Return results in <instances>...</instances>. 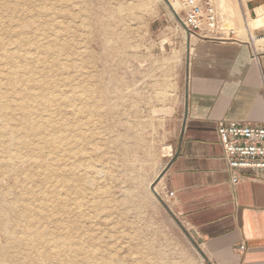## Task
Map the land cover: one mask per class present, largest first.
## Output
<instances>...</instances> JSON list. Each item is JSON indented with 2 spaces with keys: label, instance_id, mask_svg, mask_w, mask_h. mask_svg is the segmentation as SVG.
Returning <instances> with one entry per match:
<instances>
[{
  "label": "rangeland",
  "instance_id": "rangeland-1",
  "mask_svg": "<svg viewBox=\"0 0 264 264\" xmlns=\"http://www.w3.org/2000/svg\"><path fill=\"white\" fill-rule=\"evenodd\" d=\"M184 1L24 0L15 19L23 37L30 44L54 39L59 47L39 53L44 64L29 61L36 81L10 94L35 95L29 102L34 107L48 103V112L34 120L52 121L42 133L53 145L31 138L36 142L18 148L21 158H13L14 147L0 135V210L7 213L6 227H0L7 262L0 264H10L9 258L26 263L29 253H59L44 264H213L165 195L187 95L192 38L181 23ZM212 3L220 32L235 30L242 17L237 0ZM29 16L41 22L43 35L30 32L24 23ZM12 47L7 41L0 54L17 57ZM11 114L18 121L25 117ZM25 202L32 212L46 210L33 227L21 218ZM36 231L46 240L62 237L61 249L31 245L25 238Z\"/></svg>",
  "mask_w": 264,
  "mask_h": 264
},
{
  "label": "crops",
  "instance_id": "crops-1",
  "mask_svg": "<svg viewBox=\"0 0 264 264\" xmlns=\"http://www.w3.org/2000/svg\"><path fill=\"white\" fill-rule=\"evenodd\" d=\"M237 2L235 30L187 38V95L165 188L213 264H264V169L232 171L217 133L219 123L264 124V0Z\"/></svg>",
  "mask_w": 264,
  "mask_h": 264
},
{
  "label": "bare ground",
  "instance_id": "bare-ground-1",
  "mask_svg": "<svg viewBox=\"0 0 264 264\" xmlns=\"http://www.w3.org/2000/svg\"><path fill=\"white\" fill-rule=\"evenodd\" d=\"M26 6H27V3L24 2V0L23 1L22 0L21 1L20 0H0V50H1V48L3 46L6 45V42L7 41H10V44L13 47H15V49L17 51V57L14 55V53L9 52V51H7V52L5 51V54L3 52V55L0 54V61L3 62L2 65H4V63L6 65L5 66L6 67L5 70H1L0 69V135L2 133L5 134L6 137L8 138L7 139V142L11 146L14 147V149L11 151V154H12V157L13 158H21V155L19 156L18 151L20 150L21 147H23V148L24 147L25 148L28 147L30 145V143H29L30 140H31V142H34L36 140V139L35 140H32L31 138H33V139L34 138H38V141H37L38 144L48 145V146L53 145L52 138L51 137L45 138L43 136V133H42L44 129H47V128L50 129L52 127V124H51L52 121L50 122L49 120H47V119L45 120L43 118H41L42 119V122H40L41 120L39 122H36L34 120V117L36 116L37 113H38L39 116L42 117L43 116L42 115L43 113H47L48 112V107H49L47 105L48 103L47 104H44V101L41 100V102L39 103V105L36 104L38 107H34V106H31L30 105L31 103L29 104V102H30V99L31 98L32 99L35 98L34 97L35 95H33V97H34L33 98V97H30L29 92H24V95H20V96H14V95H11L10 94V93L14 94L15 91H16L17 86L20 85L21 83H23V84L24 83L25 84L30 83L31 84V83H33V82L36 81V79L34 78L35 77L34 76V74H35L34 71L35 70H33L32 68L31 69L27 68V64H28L29 61L30 62H32V61H35V62L38 61V62L44 64L47 59L41 57L42 55L40 56V54H41L40 52H43L46 49H51L53 51L52 54H54V50L57 52L58 47H59V45H57L58 42H56V40H54V39H50L48 41V43L44 44L43 41H40L39 40L40 39L39 38V39L36 40L35 43L30 44L28 42V40L23 37L25 34L22 35V32H20L19 26H17V24L15 23V22H17V21H15V19H17L16 18L17 11L19 9H21L22 7L25 8ZM24 13L26 14L27 11H25ZM34 17L33 16H29L27 20L26 19L24 20V23L27 24V25H30V27H32L33 30L30 28L31 29L30 30L31 33L33 31L34 33H38L40 35H43V30L41 29L42 28L41 27V22H39L38 20H36V18H34ZM37 18H38V16H37ZM3 19H5L7 22L6 21H3ZM52 25H54V24H52ZM55 26H56V24L54 25V27L52 26L53 29H56ZM46 29H49V28H46ZM53 29H52V33L54 34V33H56V31L53 32ZM49 30H51V29H49ZM46 34H49V32L46 33ZM7 35H8V38L6 37ZM28 35H30V34H28ZM13 36H14L15 39L12 40L11 38ZM30 36H32V34ZM26 37H28L27 34H26ZM50 38H51V35H50ZM30 42H31V38H30ZM16 51H15V54H16ZM30 51L35 52L34 55L29 54L28 52H30ZM37 52H38V54H37ZM52 54L50 56H52ZM43 55H44V53H43ZM50 56H48V57H50ZM28 57H30V58H28ZM52 58H54V56ZM48 60H50V59H48ZM35 62H33V63H35ZM3 79L6 80V83L5 82H2ZM46 80H48V79L46 78ZM32 101L34 102V100H32ZM13 111H19V112L22 113V115L25 116L22 119L23 122H22V120L21 121H18L17 118L13 117V115L11 114ZM20 122H22L23 124L19 128H17L18 126H16V125H17V123L18 124H21ZM65 127H67V123L63 121L60 124V128H59L60 129V132L61 131L64 132ZM61 134H62V132H61ZM2 143L0 144L1 146H2ZM18 148H19V150H18ZM0 149H3V147H1ZM0 151H3V150H0ZM0 166H1V164H0ZM3 166H2V168H5ZM31 193H28V195H32L33 196V193L32 194ZM19 203H21V201ZM22 207H23V204H22ZM37 208L39 209L40 206L37 207ZM0 209H2V208H0ZM23 209H24V211H23V214H22L21 218H24L28 223L30 222V225L29 226H32V227L35 224L34 220H35L36 216H39L40 213H41V211H46L42 207V208L39 209V213L37 212L38 214L36 212H32L33 210L31 211L30 208L28 209V204L27 203L24 204ZM20 212H22V211H20ZM5 213H6V210H5V212H3L2 210H0V227L1 228L2 227H6V224H5V219L6 218H5V216H6L7 213L6 214ZM43 219H45V218H43ZM27 222H25V223H27ZM28 223H27V225H28ZM17 232H19V231H17ZM17 232H15V233H17ZM19 233H17V234H19ZM36 235H38V238L37 239H35V237H37ZM13 237L14 236L12 235L11 236V239L16 240ZM45 237H47V236H45ZM45 237H44V235H42L39 232L37 233V231H36L32 235L30 234L27 238H25V240H29V242H30L31 245L34 244V243H38V244L40 243L42 245H47L48 243H51V244L53 243V247H55L56 249L59 250V248L61 246L58 245L59 243L57 244V241H61L62 237H59V238H56L55 237V239L52 238L53 240H46ZM12 245H13V243H12ZM14 245H16V243ZM14 245H13V247H14ZM15 248H17V247H15ZM3 251L0 252V263L7 262V261L3 260L5 258H7L5 252H3ZM58 254L59 253H57V254L56 253H53V254H50V253L49 254L48 253H44V254H41V253H39V254H36V253L30 254L29 253L28 255H25L23 257V260L24 261H28V262H26V263L23 262V263L24 264H30L32 262L34 263L35 261H37L40 264H44V262L51 261L52 258H54L53 256H56ZM14 262L15 261H13V258L12 259L9 258L8 263L14 264ZM16 262H17V260H16ZM70 263H71V261H70Z\"/></svg>",
  "mask_w": 264,
  "mask_h": 264
},
{
  "label": "built area",
  "instance_id": "built-area-1",
  "mask_svg": "<svg viewBox=\"0 0 264 264\" xmlns=\"http://www.w3.org/2000/svg\"><path fill=\"white\" fill-rule=\"evenodd\" d=\"M184 6L181 23L189 35L200 33L202 38H213L222 34L212 0H185ZM217 133L224 160L232 171L264 169V124L252 126L219 123ZM231 182L237 184L239 178L233 175ZM165 191L167 199L174 197V192Z\"/></svg>",
  "mask_w": 264,
  "mask_h": 264
}]
</instances>
